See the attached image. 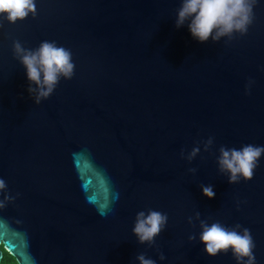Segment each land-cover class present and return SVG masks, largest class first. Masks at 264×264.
<instances>
[{"label": "water", "instance_id": "1", "mask_svg": "<svg viewBox=\"0 0 264 264\" xmlns=\"http://www.w3.org/2000/svg\"><path fill=\"white\" fill-rule=\"evenodd\" d=\"M35 3V17H0V178L16 197L0 209L1 249L16 264H138L140 253L156 264H236L230 251L203 252L199 221L188 223L198 211L248 228L264 264V154L235 184L216 163L221 145L264 146V0L245 35L216 43L174 26L180 0ZM14 40L70 49L73 77L35 104ZM210 136L209 151L200 143L191 163L181 158ZM149 209L168 216L152 247L132 234Z\"/></svg>", "mask_w": 264, "mask_h": 264}, {"label": "clouds", "instance_id": "2", "mask_svg": "<svg viewBox=\"0 0 264 264\" xmlns=\"http://www.w3.org/2000/svg\"><path fill=\"white\" fill-rule=\"evenodd\" d=\"M257 0H180V6L176 10L174 26L180 28L187 24L188 31L193 39L200 43L211 39L216 43L226 37L231 41L234 34L243 36L254 19L253 8ZM37 13L35 0H0V17L9 24L26 19L30 14L35 17ZM2 26V21H0ZM14 58L26 69V78L29 83L27 91L35 104H40L55 90L63 78L69 80L74 75L75 64L70 49L57 46L55 41H42L35 49L25 48L19 40L12 43ZM254 83L249 81L245 87V94ZM34 85V87H33ZM203 151L207 152L213 146L214 138L208 137L199 142L185 155L181 149L180 156L189 163ZM217 169L220 174L227 176L229 184L239 183L241 180H250L254 170L264 154V146L247 144L239 149L228 148L221 145L218 148ZM189 173L195 174L196 168H189ZM202 194L207 198H213L215 192L211 185H202ZM0 209L15 200V196L7 193L6 181L0 178ZM199 221L201 229L198 241L203 245V252L208 256L219 253L231 252L236 264H256L253 252L255 243L248 228L239 223L232 227H226L219 221L209 224L207 220L200 219L197 211L194 217L188 218V223ZM168 216L157 210L149 209L136 213L132 234L139 244L152 247L155 238L165 229ZM194 235L188 236V241H194ZM135 259L138 264H156L155 260L146 256V253L138 254ZM164 260L163 253L159 255Z\"/></svg>", "mask_w": 264, "mask_h": 264}, {"label": "trees", "instance_id": "3", "mask_svg": "<svg viewBox=\"0 0 264 264\" xmlns=\"http://www.w3.org/2000/svg\"><path fill=\"white\" fill-rule=\"evenodd\" d=\"M0 250H1V259H0V264H16L14 262V260L6 253L4 252L1 247H0Z\"/></svg>", "mask_w": 264, "mask_h": 264}]
</instances>
